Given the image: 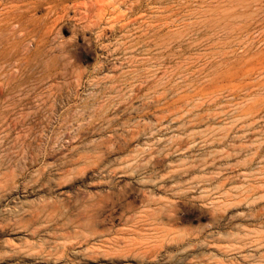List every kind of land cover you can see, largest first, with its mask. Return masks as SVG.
Returning <instances> with one entry per match:
<instances>
[{
    "label": "rangeland",
    "instance_id": "1",
    "mask_svg": "<svg viewBox=\"0 0 264 264\" xmlns=\"http://www.w3.org/2000/svg\"><path fill=\"white\" fill-rule=\"evenodd\" d=\"M0 264H264V0H0Z\"/></svg>",
    "mask_w": 264,
    "mask_h": 264
},
{
    "label": "bare ground",
    "instance_id": "2",
    "mask_svg": "<svg viewBox=\"0 0 264 264\" xmlns=\"http://www.w3.org/2000/svg\"><path fill=\"white\" fill-rule=\"evenodd\" d=\"M73 15V14H72ZM77 24H79V22H77ZM68 29V28H67ZM68 32V31H67ZM69 34V33H68ZM89 34H91V33H89ZM20 68V67H19ZM81 69V68H80ZM83 73V72H82Z\"/></svg>",
    "mask_w": 264,
    "mask_h": 264
}]
</instances>
